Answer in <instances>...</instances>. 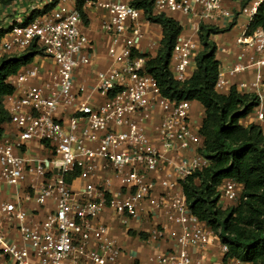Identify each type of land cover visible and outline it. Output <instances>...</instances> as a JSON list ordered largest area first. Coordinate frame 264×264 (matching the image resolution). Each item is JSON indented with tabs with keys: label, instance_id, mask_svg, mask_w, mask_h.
Listing matches in <instances>:
<instances>
[{
	"label": "built area",
	"instance_id": "2783aa9c",
	"mask_svg": "<svg viewBox=\"0 0 264 264\" xmlns=\"http://www.w3.org/2000/svg\"><path fill=\"white\" fill-rule=\"evenodd\" d=\"M25 1L36 13L28 22L30 14L16 6L22 0L1 6L0 12V54L20 53L32 43L41 50L12 76L13 93L3 99L13 131L0 137V181L11 187L29 182L22 198L0 202V255L13 264H33L31 258L36 264H115L122 249L96 221L104 209L121 225L155 217L158 221L147 232L150 242L164 238L166 224L173 226L174 248L153 255L148 264H204L192 250H206L215 242L225 255L226 245L189 211L180 189L181 182L208 164L200 153L202 138L189 122L191 102L162 97L146 73V58L137 54V44L146 39V21L132 0ZM226 1L232 0H153L154 13L181 14L192 25V33L181 30L171 50L169 70L175 81H185L193 71L199 25L227 26L233 20ZM263 2L237 6L245 22L234 39L235 52L217 69L213 89L223 94L235 87L255 95L251 114L264 133V29L247 31ZM85 8L103 11L98 31L107 39L108 64L92 86L75 87L74 71L90 65L93 51L81 12ZM9 13L16 15L6 17ZM154 108L159 112L148 134L144 123ZM30 141L45 144L50 156L17 154ZM74 179L83 182L78 192L71 188ZM238 197L237 183L224 180L221 205L230 206ZM49 200L54 210L39 224L30 222L22 202L41 206ZM5 222L14 224L18 244L5 241Z\"/></svg>",
	"mask_w": 264,
	"mask_h": 264
},
{
	"label": "trees",
	"instance_id": "16d2710c",
	"mask_svg": "<svg viewBox=\"0 0 264 264\" xmlns=\"http://www.w3.org/2000/svg\"><path fill=\"white\" fill-rule=\"evenodd\" d=\"M14 1L0 0V5L8 6ZM233 1L238 2L239 9L250 0ZM53 4L43 13L50 11ZM131 5L141 12L146 22L160 27L156 54L141 55L146 58L145 71L156 81L160 95L175 102H196L203 109L196 131L202 138L200 153L208 164L180 183L189 211L226 245L223 261L233 258L248 264H264V133L253 120L247 126L241 122L251 114L257 98L253 94L239 93L235 87L223 94L213 89L219 62L217 47L210 37L230 31L236 21L233 19L225 28L208 23L199 25V49L193 71L185 81L178 82L169 70V61L181 26L170 17L154 13L153 0H132ZM35 15L31 13L26 22ZM257 28L264 29V2L249 22L247 31ZM2 32L0 30V36ZM39 54L41 50L34 43L20 53L0 54V137L3 124L9 119L2 102L13 93L10 80ZM226 179L237 183L239 197L234 204L222 207L220 189Z\"/></svg>",
	"mask_w": 264,
	"mask_h": 264
},
{
	"label": "crops",
	"instance_id": "0c3cea01",
	"mask_svg": "<svg viewBox=\"0 0 264 264\" xmlns=\"http://www.w3.org/2000/svg\"><path fill=\"white\" fill-rule=\"evenodd\" d=\"M29 3V2H28ZM28 3L22 0L18 6V10L25 15L29 12ZM74 2L68 0L67 4L72 5ZM231 9L237 8L238 2L226 1L225 3ZM2 8L0 5V12ZM85 22V33L89 40L93 44V51L91 56V63L88 67H79L74 71V86L79 85L90 87L96 82V73L106 67L108 60L106 58L105 49L107 45V39L104 38L98 31V22L100 17L103 15L101 9L85 8L82 11ZM16 13H9L6 17H14ZM178 22L182 30L186 33H192V25L187 23V18L181 14L170 16ZM1 22V21H0ZM4 22V21H2ZM237 23V20H236ZM237 25V24H235ZM234 25V26H235ZM218 28H225L226 26L221 22L214 24ZM233 26V28H234ZM230 31L213 35L210 40L214 42L217 47L216 59L219 65L228 63V54L235 52L234 39L238 32L235 33L234 29ZM145 33V41L137 44L139 55H150L154 56L159 48L160 40V27L158 25L149 24L148 22L143 24ZM231 35V37L229 36ZM37 59V58H35ZM34 59V61H36ZM47 65H50L49 60L44 61ZM93 99H96V95H92ZM3 107L7 111V107L3 100ZM194 104V105H193ZM159 112L158 109H151V119L146 121L144 124L147 127L148 134L151 132L153 127L156 125V115ZM203 118V109L201 105L196 102H192L189 111V122L190 125L198 129ZM253 120V115L249 114L241 120L243 126L249 125ZM3 134L12 136V126L8 123L3 124ZM17 154L32 155L38 159H46L50 156V150L45 144H41L36 141H30L26 144V148ZM107 174V172L105 173ZM30 179V178H29ZM29 180L22 183L20 186L11 187L7 186L0 181V202L12 201L19 196L20 198L26 192ZM38 182V181H36ZM83 182L79 179H74L71 182V188L73 191L78 192L82 188ZM23 209L26 211L28 220L34 224H39L44 218L54 210V202L49 200L43 205L39 206L33 203V201L22 202ZM162 220V219H161ZM97 222L102 223L107 227L108 235L114 242L122 249V255L117 263L115 264H148L149 258L153 255H162L166 252L171 251L174 248V228L172 225L166 224L164 238L159 242H150L147 239V232L154 226V223L158 221L155 217H141L140 219L130 220L125 225L119 223L118 218L109 209H104L103 212L96 219ZM156 225V224H155ZM2 231L6 242L19 243L18 233L15 231L14 224L11 222H5L2 225ZM142 235V236H141ZM219 247L215 242L208 249L203 251L192 250L195 257H201L204 264H228V260L223 261V256L218 252ZM219 253V254H218ZM31 263L36 264V260L31 258ZM0 264H13V262L4 256L0 255ZM248 264V263H245Z\"/></svg>",
	"mask_w": 264,
	"mask_h": 264
},
{
	"label": "rangeland",
	"instance_id": "374dc122",
	"mask_svg": "<svg viewBox=\"0 0 264 264\" xmlns=\"http://www.w3.org/2000/svg\"><path fill=\"white\" fill-rule=\"evenodd\" d=\"M232 2H234L233 0H232ZM236 10V8L235 9H232V11H233V16H234V20L236 21L237 20V25H235L234 26V31H235V33L236 32H238V31H241V29L243 28V23L245 22V19L242 17V16H240V17H238V12H237V10ZM2 24V22H0V25ZM240 33V32H239ZM238 33V34H239ZM230 37H231V35H229ZM37 59H35V60H40L38 57H36ZM194 105V104H193ZM222 206L223 207H226L227 205H226V203H224V204H222ZM218 252L220 253V251L218 250ZM218 253V254H219Z\"/></svg>",
	"mask_w": 264,
	"mask_h": 264
}]
</instances>
